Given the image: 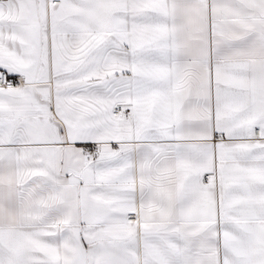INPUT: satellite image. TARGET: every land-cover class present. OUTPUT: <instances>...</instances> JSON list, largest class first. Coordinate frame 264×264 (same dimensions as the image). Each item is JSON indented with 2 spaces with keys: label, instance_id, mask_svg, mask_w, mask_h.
<instances>
[{
  "label": "snow or ice",
  "instance_id": "snow-or-ice-1",
  "mask_svg": "<svg viewBox=\"0 0 264 264\" xmlns=\"http://www.w3.org/2000/svg\"><path fill=\"white\" fill-rule=\"evenodd\" d=\"M0 264H264V0H0Z\"/></svg>",
  "mask_w": 264,
  "mask_h": 264
}]
</instances>
